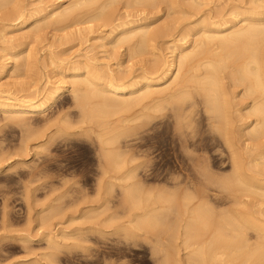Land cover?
<instances>
[{
  "label": "rangeland",
  "instance_id": "374dc122",
  "mask_svg": "<svg viewBox=\"0 0 264 264\" xmlns=\"http://www.w3.org/2000/svg\"><path fill=\"white\" fill-rule=\"evenodd\" d=\"M73 1L8 0L0 10V63L12 60L4 47L12 45L13 51H23L16 67L11 61L0 72V90L41 103L47 79L63 87L58 97L42 104L41 111L14 115L18 118L14 119L10 118V112L0 109V264H161L170 242L174 243L170 247L175 246L169 248L175 264H188L190 249L184 247L181 239H174L175 235L172 238L179 227L174 228L175 222L185 217L189 202L186 197L192 198L188 207L201 202L218 212L237 205L235 193H224L225 189L221 192L220 179L231 176L232 159L224 139L213 127L205 103L196 99L198 96L195 97L198 104L192 109L188 100L182 109V101L165 102L161 106L164 109L158 107L153 118L148 117L151 111L147 110L146 116L141 108L130 113H111L107 125H122L113 144L121 159H128V170L125 166L124 172L105 174V152L99 137L102 127L95 121L84 122L83 107L72 91L73 82L84 79L89 69L102 75L114 70L121 82H128L144 70L150 72L162 55L159 51L164 53L162 56L172 57L176 44L188 41L189 45L200 39L194 27L203 18L215 21L242 18V13L255 9L256 5L264 10V0H176L178 4L155 0L146 6L131 5L128 0H105L112 2L108 10L116 13L118 20L114 24L121 22L118 15H122V20L126 15L128 19L148 18L154 29L159 28L160 34L150 43L152 46L148 45L140 54L130 43L116 41L120 28L112 32L114 24L105 25L103 21L76 24L71 19L57 22L45 18L47 10L53 7L62 10ZM18 4L28 9L26 21L19 26H6V14L14 13ZM210 47L206 46L205 51L213 57L214 46ZM221 63L223 83L233 98L235 95L234 109H242L233 115L243 162L249 174L263 180L264 136L256 140L248 129L240 130L255 119L252 115L247 117L249 111L245 108L252 99L244 93V85L231 78L232 64L230 67V62ZM224 65L228 67L225 69ZM191 67L192 64L190 67L187 64L184 74ZM74 72L79 73L78 78L74 79ZM171 76L159 87L171 83ZM87 99L86 103L94 104L97 100ZM92 103L87 107L93 106ZM138 114L142 116L133 117ZM125 185L135 188L134 192L139 190L140 195L135 192V200L143 201L142 206L134 207L125 201ZM241 199L247 202L242 208L257 214L264 223V196L244 194ZM150 207L154 208L153 216L147 221L144 211ZM154 214L158 216L156 219ZM131 226L136 233L126 231ZM256 234L249 230L250 243L256 242ZM52 236L57 242L52 241ZM223 250L224 264H251L230 260L229 250Z\"/></svg>",
  "mask_w": 264,
  "mask_h": 264
},
{
  "label": "bare ground",
  "instance_id": "6f19581e",
  "mask_svg": "<svg viewBox=\"0 0 264 264\" xmlns=\"http://www.w3.org/2000/svg\"><path fill=\"white\" fill-rule=\"evenodd\" d=\"M7 1L8 0H0V10L3 9L5 4H7ZM112 1L114 2V0ZM128 1L129 3H127L131 5L139 3L146 6L147 4L153 3L155 0ZM172 1L174 2L176 0ZM176 2V4L179 3L178 1ZM110 4L112 5V2L108 3L105 0H103V3L101 0H74L71 5L65 7L62 10L58 9V7H53L47 10L45 13V18L53 19L57 22L71 19L74 20L76 24L103 21L105 25H113L118 19L115 18L116 13H114L112 10H108V6ZM257 7L258 6L256 5L255 9L242 13V18L236 17L231 20L222 18V20L218 21L205 20L203 18L194 27L196 32L194 31L195 29L192 28L195 32V35L200 34V39L198 38L193 40L189 45L188 41H185L182 44H176V48L173 50L172 57L165 56L166 54L162 56L164 53L159 51V53L162 55L160 56L159 54L160 58H157L158 60L154 63L152 70L150 72H148L149 70H147V72L144 70L145 72L143 71V73L137 77L129 79L128 82H121L114 70L106 73V75H102V73H100V75L99 73H91L90 69L86 72L84 79L78 81H76V79L73 82L72 91L76 93L79 104L83 107V117L85 116L83 119L84 122L86 121L88 123V121H95V123H99L102 127V132L99 133V137L101 144L103 145V147L101 146L102 151L104 149L105 152V156L102 155L104 159H106V170L104 169L105 171H103L105 174H108V172L110 173L111 171L116 172L117 170H124L125 166L127 168L128 162V159H121V154L116 151V147L113 144L115 143L118 135L121 133L119 128L122 125L120 126L118 124L120 127H111L112 125H107V119L111 113L114 115L120 111L130 113L137 108H141L140 110H142L146 116L151 111L148 114V117L153 118L155 116L153 113L157 111L158 107L159 109L161 108V110L164 109V107L162 108L161 106L165 102L169 103L172 100L182 101V109L188 100L187 103H189L190 106H186H189L192 109V107L198 104L197 100H195V97L198 96L196 99L201 98L205 103L204 106L206 107V112L213 118V127L216 129V132L220 134V137L224 139L223 141L226 143L225 145L227 146L232 159L231 162L233 171L231 172L232 174H230L231 176L225 177L224 179L226 180L223 178L220 179L223 181L221 184V192L225 189V191H223L224 193H226V191L232 194L235 193L233 196L235 197L234 199L235 203L237 202V205L233 208H228V210L226 209L218 212L215 211L212 206V209L209 208L210 205L207 207L201 205V202H199L200 204L198 203L197 205L188 207V203H190L192 198L188 200L186 197V201L189 202L186 203V212L184 211L183 213L185 217H179L180 219L183 218V221L178 219L179 223L175 222V227H173H179L176 228V231L174 230V233L176 234H173L172 238H174L175 235L174 239H181L184 247L186 249H190V251L187 253L188 264H211L212 262L217 261H219L221 264H224L225 259L223 257L225 252L223 249L229 250L230 253H228V257L230 260H241L243 262L249 261L251 264H264V223L261 219H259L257 214L242 208V206H246L247 202L241 199L242 195L244 194H259L264 196V179H259L258 177L247 172V168L245 167L246 164L243 162L244 154L240 151L241 146L238 145L233 115L235 111L241 112L242 109H234L233 100L235 95L234 98L230 95V92L227 89L228 87L225 86L226 83H223L224 78L222 80V77L224 76L220 75L222 74V69H219L220 65L223 64L221 62H228L227 65L230 62V67L232 64V68L234 69L231 70V78H237L239 82H241L245 87L244 93H247V95L252 99L250 104L245 107L249 111L247 117L249 115L255 117L252 123H245L244 125H246V128H242L240 130L242 132L248 129L249 133L252 135V138L254 137L256 140H260L264 136V10H260V8ZM27 11L28 9L25 5L23 6L22 4H18L14 13L8 12L6 14V19L8 22L5 25L19 26L23 24L29 15ZM127 15L130 16L129 14ZM118 16L121 22L114 24L111 28L113 29L112 32L120 28L116 41L130 43L131 48L136 50L138 54L143 53L144 49L146 50V48L150 45L152 46L150 43L155 41L154 39H156L157 35L160 34L158 30L159 28L154 29V27L151 25L152 23L148 21V18L134 17L133 19H128V17L126 18L125 15L124 17L127 20H122V15L121 17L120 15ZM89 28L91 30L93 26H90ZM185 38L186 36L184 39ZM204 44L206 46L209 45V49H211L210 45L214 46L213 48L215 51L213 50V52L215 53L213 54V57L210 56L212 54L205 51L206 46ZM4 51H7L6 55H10L13 65L16 67L18 65L17 59L23 51H13L12 45L4 47ZM176 51L178 52L176 53ZM205 57L210 58L207 59ZM205 59L207 60L204 61ZM9 62L3 60L0 63V72H4L8 68ZM190 63L192 64V70L196 71H191V73L189 72L191 69L190 68L186 75L183 72L184 67L187 66V64L190 67ZM224 66L225 69L228 67H226V65ZM198 71H200V73L197 74ZM170 75H172L171 77H173V81L164 87H159L160 83L164 82V80L170 77ZM73 77L74 79L78 78L79 73L74 72ZM45 88L44 100L41 103H38L40 100H33L32 98L28 99L27 97L21 98L9 91L6 92L0 90V109L4 110L5 112H10L12 114L10 118H12L14 115L15 117H18L20 115H28L31 112L41 111L43 109L42 104L44 102H51V100H54L56 97H58L61 93L60 90H62L63 87L59 86V83L53 82L51 79H47ZM87 98L91 100L93 98L97 99L95 100L96 103L94 104V102L92 103L90 101L88 103H90V105L92 103L93 106L87 107ZM167 105L169 106V104ZM147 110H149V112ZM172 111L175 113V110ZM140 115L141 114L136 116L134 115L133 117L138 118ZM239 115L241 118L246 117L244 116L245 114ZM128 118L129 117H126L125 119ZM124 124L126 125V123ZM185 126L184 128H186ZM112 145H114V148ZM134 167L133 170L135 171ZM123 170L119 172H124ZM133 170H131V172ZM204 171L205 170H203V172ZM207 174L208 173H206V175ZM131 176L132 175L130 174V177ZM210 181L208 179V182ZM216 183L217 182L215 181V184ZM206 184L205 186H208ZM217 185L219 184L217 183ZM124 188L125 201L134 207H139L143 202H140L138 198H136L138 199L137 201L135 200V197H137L135 196V192H137L136 195H140L138 194L139 190L134 192L133 189L135 188L132 189L129 185H125ZM205 188L207 189V187ZM205 199V201H207V198ZM209 201L210 200H208V202ZM193 202L191 201V203ZM150 208L144 211V213L148 216V218H146L147 221L150 218L149 216H153L152 210L154 208ZM215 214L216 217H214ZM157 217L156 215L154 216L155 219ZM155 219L153 222H156ZM162 220L163 219H161V221ZM180 221L182 223L184 222L182 226H180ZM140 222L142 223L143 221ZM147 223L150 224V222ZM176 223L180 225H177ZM143 225H145V223ZM153 226H155V224ZM131 227H126V231L128 230V232L132 234L136 233L134 231L135 227ZM250 229L257 233L255 243H250ZM51 238L52 241L57 242L54 236ZM171 243L172 242H170L169 245L167 244L168 250L164 249L166 254L163 253V255L165 254V258L162 260L161 264H175L173 252L171 249L169 250V248H175V246L170 247ZM173 244L174 243L171 245Z\"/></svg>",
  "mask_w": 264,
  "mask_h": 264
}]
</instances>
